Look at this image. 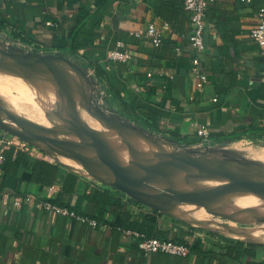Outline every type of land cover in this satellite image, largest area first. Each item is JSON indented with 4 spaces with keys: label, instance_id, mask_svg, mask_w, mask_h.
I'll use <instances>...</instances> for the list:
<instances>
[{
    "label": "crops",
    "instance_id": "0c3cea01",
    "mask_svg": "<svg viewBox=\"0 0 264 264\" xmlns=\"http://www.w3.org/2000/svg\"><path fill=\"white\" fill-rule=\"evenodd\" d=\"M263 5L264 0L210 4L200 62L209 82L202 90L184 36L190 30L185 0H0V36L25 50L62 52L87 68L104 106L182 144L197 140V124L206 125L219 144L264 142V55L251 35ZM151 22L164 37L158 47L131 33ZM115 48L134 55L110 59ZM20 151L8 172L0 167V264H264V243L137 203L39 148ZM37 160L56 165V173L37 176ZM27 193L35 195L34 203L15 205ZM40 200L64 204L98 223L51 214ZM125 229L189 251L145 253L140 239Z\"/></svg>",
    "mask_w": 264,
    "mask_h": 264
},
{
    "label": "water",
    "instance_id": "95a60500",
    "mask_svg": "<svg viewBox=\"0 0 264 264\" xmlns=\"http://www.w3.org/2000/svg\"><path fill=\"white\" fill-rule=\"evenodd\" d=\"M0 48V65L7 66L9 70L19 74L33 87L37 100L50 104H57L69 126V131L54 125L53 130L57 134L47 131L38 125L42 133L34 132L32 127L35 123L19 116L11 110L4 109L0 105V127L11 134L17 135L33 145L42 144L46 149L74 158L87 170L94 179L112 188L121 190L144 204L164 211L163 206L169 201L186 199L198 201L199 195H218L230 190H245L264 198V182L245 179L233 174L227 164L228 157L220 158L211 155L214 150L197 152L187 147L177 139L168 138L165 135L150 131L149 129L135 124L128 119L122 118L120 113L110 106H104L98 90L97 81L88 74L87 68L71 60L62 52L44 53L40 51L25 50L17 45L3 43ZM69 67L74 76L67 69ZM39 81L52 83L58 93V102H54L44 96L40 91ZM80 86L84 102L106 122L119 123L136 131H145L147 139L152 145L142 146L140 150L121 156L118 160L113 159L102 150L96 148L90 139L91 134L105 138H122L115 134H102L84 126L78 119L76 110L77 95L74 94L73 86ZM66 97V102L64 101ZM25 125L26 128L14 127L11 123ZM148 130V131H147ZM156 146V147H155ZM153 152L148 168L141 174H135L127 170L122 162L126 159L145 155ZM136 155V156H135ZM179 165L183 172L202 171L208 174L226 178L229 183L217 188H192L184 191H171L160 187L148 186L165 176L169 167ZM146 198H162L161 203L146 200ZM173 215V214H172ZM189 222V218L174 215ZM251 239V238H250ZM264 243L263 241H257Z\"/></svg>",
    "mask_w": 264,
    "mask_h": 264
},
{
    "label": "bare ground",
    "instance_id": "6f19581e",
    "mask_svg": "<svg viewBox=\"0 0 264 264\" xmlns=\"http://www.w3.org/2000/svg\"><path fill=\"white\" fill-rule=\"evenodd\" d=\"M2 47L1 42H0V48ZM69 67H67L68 69ZM72 70V69H71ZM0 71L1 72H5L6 74H8L10 77H14L16 80H21L23 79L27 85L30 88V92H31V96L33 98V100L35 101L34 104L32 103H25V102H21L19 104V109L18 112H16V114H18L21 117H24L26 119H31L34 123H37L39 126L41 127H46L48 129H50L52 126L56 125L59 127L64 128L65 132L69 131V126L67 123V120L61 110V108L57 105V104H50L47 102H41L39 100H37V97L35 94V92L33 91V87L31 86V84L25 80L23 77H21L20 75L16 74L13 71L8 70L6 67H4L3 65H0ZM70 72V71H69ZM71 73V72H70ZM74 76L77 77V75L75 74V72L72 70V73ZM78 78V77H77ZM40 84V91L42 94H44L45 97L50 98V100H53L55 103L58 102V94L54 91L55 89L53 88V86H50L47 82H43V81H39ZM76 88V94L77 97L79 98L81 103H84V107H86V109L94 114L95 116H97L100 120H102L103 122L113 125V127L116 126V128H118L120 131L122 132H126V133H130L131 131H134L137 134L138 139L136 138V141L132 143H130L129 141L126 140V138H119L117 140H119L118 142L116 141L114 142H110L106 141L104 139H102L100 136L96 135V134H91L90 139L92 144L102 150L103 152H105L107 155H109L110 157H112L113 159L118 160L121 156L125 155V154H129L130 150L134 149L135 151L138 150L139 148H141L142 146H151L152 144L145 138H143L142 136L146 135L148 136L147 132L141 130V131H136L131 129L130 127H127L123 124H119V123H111V122H106L105 120H103L100 116H98L97 114H95V112L88 106L87 101L84 102V96H82V93L80 91V86L74 85L73 88ZM29 91V90H28ZM34 92V93H33ZM74 92V91H73ZM77 116L79 121L86 126L87 128H89V126L86 124V122L83 121V119L81 118L82 116L79 114V112H77ZM9 123V121H7ZM91 129V128H89ZM95 132H99L102 133L100 131L91 129ZM103 134V133H102ZM105 138V137H104ZM139 140H144L146 143L143 144L141 143ZM125 142H129L128 144H130V146H128V149L125 150H121L119 149L117 146L119 144H124ZM156 147V146H155ZM155 155V153L153 152H148L145 153V155H137V157H133V158H129L126 159L122 162V165L129 171L135 173V174H141L143 173V171H145L149 164H150V160L151 158H153ZM61 156H66L69 157L67 155H58L59 159ZM136 156V155H135ZM72 158V157H69ZM74 159V158H73ZM228 168L229 170L235 174L238 177L241 178H245V179H250V180H256L259 181L257 179H260V182H264V164H260V163H256V162H245V163H241L239 161H236L235 157H228ZM134 162L133 164H135L136 166H138L136 169H143V171L140 170H136L135 168H131L128 165H126L125 163H130V162ZM71 168H76L79 169V167L76 166H72L69 165ZM174 166V165H173ZM172 166V167H173ZM169 167L165 176L161 179H158L154 184L148 183V186H155V187H160L166 190H171V191H184V190H190L192 188H209L211 187L210 184L212 185L214 183V181H218V187L224 186L225 184H228L229 181L222 177V176H218V175H213V174H208L202 171H194V172H188L189 174H193L195 177L199 178L200 180H202L203 182H209V183H203L201 182V186H196L194 187V182L195 179H191L188 182H186L185 180L173 176V173H175L176 175H180V173L182 172L181 168V172H179L178 170H176V168H172ZM169 172H172L169 173ZM248 172H252L255 173V175L253 177H248L246 174L244 173H248ZM260 175V176H258ZM258 176V178H257ZM247 177V178H246ZM256 178V179H255ZM214 180V181H213ZM212 188H217V187H212ZM228 194L226 196L219 197L216 198L213 195H199L198 196V201H194L195 206H197V208H199L201 215L206 214L207 212H209V210H214L217 213H220L222 215L225 216H229V215H233V216H237V217H243V218H248V219H258L259 221L264 220V198L249 192V191H245V190H230V191H226L223 193H220V195H225ZM244 196H248L251 199H253L252 202L250 201H246L241 199ZM241 197V198H239ZM146 200L148 201H152V202H157V203H161L162 202V198H146ZM182 200V199H180ZM237 202L238 205L233 204V202ZM251 203L250 205L245 206L246 203ZM167 203H165L166 205ZM163 206V210L169 214H173V215H178V216H184L190 219H193L195 221L201 222L202 224H205L204 218L203 216H198V218L196 216H194V213H190V211L186 210V209H182V210H172L171 207H167V206ZM206 220H208L206 218ZM209 222V221H208ZM208 224V223H207ZM232 224H229V226H231ZM232 227H236V226H232ZM238 228H240L239 226H237ZM251 227H246V228H241L240 231H234V233L242 236V237H248L251 238L253 240H257V241H264V231L260 232V233H255L256 230L251 233L252 230L249 231V233H247L246 231L241 232L242 229L246 230L249 229ZM260 239V240H259Z\"/></svg>",
    "mask_w": 264,
    "mask_h": 264
},
{
    "label": "rangeland",
    "instance_id": "374dc122",
    "mask_svg": "<svg viewBox=\"0 0 264 264\" xmlns=\"http://www.w3.org/2000/svg\"><path fill=\"white\" fill-rule=\"evenodd\" d=\"M1 38L5 39L4 35L1 34V36H0V42H1V45L3 47L4 42L2 41ZM4 67L7 68V66H4ZM7 69L9 70V68H7ZM68 70L72 73V70L70 68H68ZM49 85L52 86V83ZM72 91H74L75 94L77 92L75 87L73 88ZM64 101L66 102V97H65ZM21 102L32 103V104L35 103V101L33 100L32 96H31L30 88L27 85V83L23 79H21V80L17 79L16 80L14 77L12 78L8 74H6L5 72L0 71V105H1V107H4V109H7V110L9 109V110L16 113V112H18L19 104ZM83 104L84 103H81L79 98H78L76 100V110L82 116L81 118L83 119L84 122H86V124L89 126V128L100 131L103 134H115L117 136L126 138V140L129 141L130 143H132L131 141L135 142L136 138L138 139L137 134L134 131L130 130V133L120 131L118 128H116V126L113 127V125H110V124L103 122L97 116L90 113L86 109V107H84ZM29 120H31V119H29ZM9 122L14 127L26 128L25 125H18V124L12 123L11 121H9ZM36 127H38L37 123H35V127H32L31 129H33V131L37 132V133L43 132L41 129H38ZM53 127L54 126H52L50 129H48L46 127H42V128L47 130V131L49 130L54 134H57V132H55V130H53ZM2 130L3 129L0 127V131H2ZM101 138L106 140V141L110 140V142H114V143L116 141L117 142L119 141V140H117L119 138H104V137H101ZM139 141L141 143L146 142L144 140H139ZM129 142H125L124 144H119L117 147L121 150L128 149L129 148L128 146H130V144H128ZM143 144L146 145V143H143ZM34 146L43 150L44 152L49 154L52 158H59L58 155H62V154L57 153L53 150L46 149L42 144H38V145H34ZM190 148H193V150H196L197 152L206 151L209 148H212L214 150L211 152V155L215 156V157H220V158L235 157L236 161H239L241 163H245L247 161L248 162L253 161L256 163L264 164V142H253V143L252 142H249V143L245 142V143H236L234 145L218 144L217 143V144H214L210 147H190ZM140 149L141 148H139L138 150H140ZM131 152L135 153V150L131 149L129 154ZM61 157L64 158L63 160H65L66 162H68L72 166L79 167L78 170L84 172L87 176H90L91 178H93L89 173H87V170H85L80 165V163L77 162L75 159L69 158L66 156H61ZM133 163L134 162L131 161L130 163L128 162L125 164L128 165L129 167L133 168V169L134 168L136 169L138 166H136ZM174 167L176 168V170L181 172L179 165H177V166L174 165L172 168H174ZM136 170L143 171V169H141V168L136 169ZM169 173L172 174V172H169ZM244 174H246L249 178L253 177L255 175V173H252V172H248V173H244ZM173 176L179 177V178L185 180L186 182H188L191 179H195V182L193 183L194 187H196V186L200 187L202 185L201 182H203L202 180L195 177L191 173L189 174L188 172L182 171L180 173V175H178V174L176 175L175 173H173ZM258 176H260V175H258ZM258 176H257V178H258ZM257 180L260 181V179H257ZM203 183H209V182L205 181ZM210 186L211 187H209V188L218 187V181H214V183L212 185L210 184ZM226 195H228V194H225L223 196L220 194L213 195V196H215L216 198H219V197L223 198ZM239 198H241V197H239ZM241 199L246 200V201H250V202L253 201V199H251L248 196H244ZM135 202L140 203V204L141 203L144 204L143 202L136 200V199H135ZM232 202H233V204L238 205L237 202H234V201H232ZM250 202L246 203L245 206L250 205L251 204ZM165 206L171 207L172 210H175V211L178 209L179 210L186 209V210L190 211V213H194V216H196L197 218H198V216L206 217L208 220H206V218L202 219V220H204L205 224H202L201 222L195 221V220L190 219V218L188 219L190 223H192L193 225L198 226V227L224 228V229H227L229 231H233V230L234 231H240L241 228L251 227V228L246 229V230L242 229L241 232L246 231L247 233H249V231L252 230L251 233H253L256 230L255 233H260V232L264 231V220L259 221L258 219H248V218L237 217V216H233V215L225 216V215H222L220 213L215 212L214 210H209V212H207V215L206 214L201 215V212L199 211L200 209L197 208V206H195L194 201H190V200H186V199L169 201V202H167V204ZM163 212L168 214V215H172V214H169L165 211H163ZM172 216H174V215H172ZM229 224H232V225L229 226ZM232 226H236V227H232ZM237 226H239L240 228H238Z\"/></svg>",
    "mask_w": 264,
    "mask_h": 264
},
{
    "label": "built area",
    "instance_id": "2783aa9c",
    "mask_svg": "<svg viewBox=\"0 0 264 264\" xmlns=\"http://www.w3.org/2000/svg\"><path fill=\"white\" fill-rule=\"evenodd\" d=\"M213 1L214 0H185V8L190 13V30L184 36H186L187 40H189L195 53L192 60L193 72L198 79V89L201 90L209 82V75L207 71L201 69L200 62L206 49L205 40H203V38L207 26V11ZM257 18V24L251 30V35L258 43L261 53L264 55V5L258 10ZM131 33L139 40L150 41L155 47L160 46L164 41L161 28L153 22L138 30H133ZM133 55L134 51L127 48H115L108 52V57L114 60L126 61L132 58ZM148 75L151 76L152 72H149ZM197 135L198 137L196 141L189 143L186 142L185 145L187 147H210L217 144L216 141L211 139L210 130L206 125L197 124ZM11 147H18L20 150L24 151L28 150L30 153L37 150L36 146L28 141H25L19 136L3 130L0 131V162L4 158L5 150L10 149ZM23 200L28 203H34L36 197L32 193H27L24 197L17 196L15 198V205H20ZM39 205L51 214L68 215L93 226H96L98 223L94 218L81 215L76 211L51 200H40ZM125 232L127 235L133 234L135 238L140 239V247L145 253L160 251L185 256L189 251L186 245L171 240L158 237H146L143 233L130 229H125Z\"/></svg>",
    "mask_w": 264,
    "mask_h": 264
},
{
    "label": "trees",
    "instance_id": "16d2710c",
    "mask_svg": "<svg viewBox=\"0 0 264 264\" xmlns=\"http://www.w3.org/2000/svg\"><path fill=\"white\" fill-rule=\"evenodd\" d=\"M144 125L147 126V127H149V128H151L154 131H160V129L158 127L153 126L151 124L145 123ZM15 151H16L15 147H11L10 149L5 150V152H4V159H3L2 162H0V167H2L3 170H5V171L8 172V165L10 166L12 163H18V160H20V158L24 154L20 150H17L16 152ZM14 155H15V161L13 160L14 159L13 158ZM46 168H52V171L50 172L47 169V172H46ZM57 168L58 167L56 165L53 166L49 162H46L44 160H37V162L35 163V165L33 167V173L37 174V176H40V174L41 175L45 174L46 177H48L50 175V173H51L52 176H53L56 173ZM38 178L41 179V180H45V178H40V177H38ZM60 205L66 206L64 204H60ZM66 207H68L69 209H72L69 206H66ZM72 210H74V209H72ZM74 211H76V210H74ZM150 237H152V236H150ZM153 237H155V236H153Z\"/></svg>",
    "mask_w": 264,
    "mask_h": 264
}]
</instances>
